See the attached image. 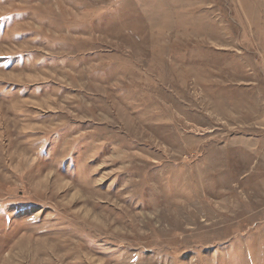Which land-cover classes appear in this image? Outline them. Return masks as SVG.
<instances>
[{
    "label": "rangeland",
    "instance_id": "374dc122",
    "mask_svg": "<svg viewBox=\"0 0 264 264\" xmlns=\"http://www.w3.org/2000/svg\"><path fill=\"white\" fill-rule=\"evenodd\" d=\"M0 264H264V0H0Z\"/></svg>",
    "mask_w": 264,
    "mask_h": 264
},
{
    "label": "bare ground",
    "instance_id": "6f19581e",
    "mask_svg": "<svg viewBox=\"0 0 264 264\" xmlns=\"http://www.w3.org/2000/svg\"><path fill=\"white\" fill-rule=\"evenodd\" d=\"M82 5V4H81ZM72 15V14H71Z\"/></svg>",
    "mask_w": 264,
    "mask_h": 264
}]
</instances>
